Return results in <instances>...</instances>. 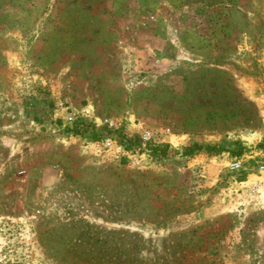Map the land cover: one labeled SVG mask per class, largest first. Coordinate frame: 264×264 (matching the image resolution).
<instances>
[{
    "label": "rangeland",
    "instance_id": "rangeland-1",
    "mask_svg": "<svg viewBox=\"0 0 264 264\" xmlns=\"http://www.w3.org/2000/svg\"><path fill=\"white\" fill-rule=\"evenodd\" d=\"M263 165L264 0H0V264H264Z\"/></svg>",
    "mask_w": 264,
    "mask_h": 264
},
{
    "label": "trees",
    "instance_id": "trees-1",
    "mask_svg": "<svg viewBox=\"0 0 264 264\" xmlns=\"http://www.w3.org/2000/svg\"><path fill=\"white\" fill-rule=\"evenodd\" d=\"M89 127L86 126L85 127V130H88ZM205 148L203 145H200V144H193V145H189L187 147H185V150H184V154L185 155H192L193 153L197 152V151H200L201 149ZM208 150L210 151H215V147L214 146H207L206 147ZM154 149H159V146H156Z\"/></svg>",
    "mask_w": 264,
    "mask_h": 264
},
{
    "label": "built area",
    "instance_id": "built-area-1",
    "mask_svg": "<svg viewBox=\"0 0 264 264\" xmlns=\"http://www.w3.org/2000/svg\"><path fill=\"white\" fill-rule=\"evenodd\" d=\"M262 168L264 169V165L262 166ZM255 187L256 188L260 187V184L259 183H255Z\"/></svg>",
    "mask_w": 264,
    "mask_h": 264
}]
</instances>
